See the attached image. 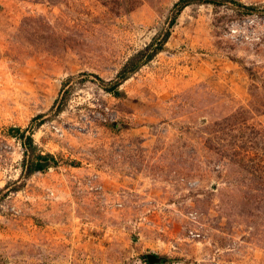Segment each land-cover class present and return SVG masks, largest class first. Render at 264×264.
Segmentation results:
<instances>
[{
    "label": "rangeland",
    "instance_id": "1",
    "mask_svg": "<svg viewBox=\"0 0 264 264\" xmlns=\"http://www.w3.org/2000/svg\"><path fill=\"white\" fill-rule=\"evenodd\" d=\"M205 1L0 0V264H264V0Z\"/></svg>",
    "mask_w": 264,
    "mask_h": 264
},
{
    "label": "trees",
    "instance_id": "2",
    "mask_svg": "<svg viewBox=\"0 0 264 264\" xmlns=\"http://www.w3.org/2000/svg\"><path fill=\"white\" fill-rule=\"evenodd\" d=\"M224 1V0H222ZM231 3L238 4L236 1L233 0H227ZM196 3V0H178L176 4L173 6V16L170 20V23L168 26L172 27L175 23V20L177 16L180 14V12L187 6ZM207 4H212L217 6L219 3L214 0L205 1ZM244 9H249L252 7H244ZM169 38V31H166L163 37H161L160 40H155L151 45L147 46L144 50H142L138 55L134 56L133 58L129 59L127 63L121 68V70L117 73L115 77V81L105 83L104 81H101L106 86V90L109 93L112 94H118V88L120 84H122L127 78H129L130 75L134 74L141 65L145 64L147 61L151 60L156 54L161 52L164 44L166 43L167 39ZM40 158V157H39ZM35 170L41 169V163L38 162L34 166Z\"/></svg>",
    "mask_w": 264,
    "mask_h": 264
},
{
    "label": "water",
    "instance_id": "3",
    "mask_svg": "<svg viewBox=\"0 0 264 264\" xmlns=\"http://www.w3.org/2000/svg\"><path fill=\"white\" fill-rule=\"evenodd\" d=\"M146 260L149 264H157L161 261V259H159L153 255H147Z\"/></svg>",
    "mask_w": 264,
    "mask_h": 264
}]
</instances>
